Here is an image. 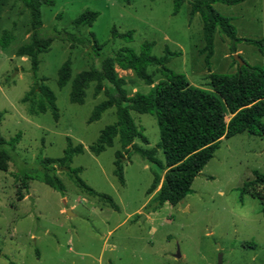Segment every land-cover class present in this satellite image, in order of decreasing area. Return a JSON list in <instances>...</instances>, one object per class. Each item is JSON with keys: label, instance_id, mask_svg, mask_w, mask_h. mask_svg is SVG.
I'll list each match as a JSON object with an SVG mask.
<instances>
[{"label": "rangeland", "instance_id": "1", "mask_svg": "<svg viewBox=\"0 0 264 264\" xmlns=\"http://www.w3.org/2000/svg\"><path fill=\"white\" fill-rule=\"evenodd\" d=\"M173 7L174 0H55V5L41 7V33L54 35V27L75 33V18L88 9L98 11L93 26L83 27L81 33L90 37L93 32L105 56L125 47L138 53L146 41L154 43L152 54L156 56H163L168 47L173 54L168 67L185 74L191 85L211 90L210 73L200 54L202 21L198 15L191 17L188 2L176 15ZM215 7L233 19L240 38L264 37V0ZM21 10L16 0H0V38L6 30L15 36L7 49L0 47V134L6 142L19 136L14 148L5 146L10 159L7 171H0V264H219L220 256L222 264H264L261 203L250 196L241 199V188L254 179V171L264 173V138L243 133L223 139L183 202L177 206L167 203L154 211L160 186L153 194L147 191L156 166L122 150L125 185H121L114 174L115 153L121 149L118 141L100 155L90 151L101 131L116 122L115 108L89 123L95 106L106 99L104 94L95 97L91 84L85 103L73 104L71 82L62 89L57 85L58 69L69 57L73 78L99 65L89 49L55 40L40 55L37 75L47 79L57 97L58 121L51 112L31 114L23 103L33 85V73L30 60L15 55L31 36L29 14ZM113 28L121 34L133 31L132 41L113 38ZM234 46L243 61L264 67V52L255 45L233 43L217 34L212 72L236 71ZM116 71L125 79L129 96L149 93L164 79L156 67L149 68L156 72L153 86L145 85L132 70L116 66ZM131 114L148 139V144L141 139L136 143L156 147L160 143L156 117ZM68 138L85 148L71 167H81L85 183L111 196L118 210L83 193L65 170L57 171L66 187L64 193L45 183V159L62 157ZM157 158L165 163L162 149Z\"/></svg>", "mask_w": 264, "mask_h": 264}, {"label": "trees", "instance_id": "2", "mask_svg": "<svg viewBox=\"0 0 264 264\" xmlns=\"http://www.w3.org/2000/svg\"><path fill=\"white\" fill-rule=\"evenodd\" d=\"M22 4L21 13L27 11L30 19V41L20 46L15 55L27 57L30 60L33 73V85L22 99L28 104V110L33 115L51 112L55 121L60 118L57 97L46 84L45 77H38L40 55L50 50L55 40L69 42L71 47L77 45L89 49L90 57L99 59L98 66L78 73L72 77V60L69 57L58 69L57 85L64 88L71 82L70 102L83 105L87 90L94 84V96L104 94L105 100L95 106L89 123L98 121L108 110L115 108L116 122L106 126L97 141L90 146L94 155H100L108 147H113L117 140L121 149L115 153L114 174L121 185H125L124 153L129 156L140 155L144 160L157 167L153 169L154 179L147 191L153 194L160 186L154 198L156 211L165 204L177 206L192 192V184L200 176L205 166L214 157L223 139L247 133L254 136H264V67L245 62L243 66L233 58L237 65L233 73L212 72L211 60L215 54L216 36L227 38L233 43L245 41L255 45L264 52V37L261 39H243L237 36V29L232 18L220 13L215 5L222 3L236 6L247 0H174L173 14L179 13L184 3L190 5V15H198L203 24L204 46L200 54L204 56L209 71L211 90L190 84L183 73L175 72L168 67L173 55L168 47L163 56L152 54L154 43L144 42L137 53L130 47H125L113 54L104 55L103 45L98 42L92 32L88 37L81 33L83 27H92L100 13L85 10L73 21L75 33L58 31L54 27V35L42 34L43 28L41 7L53 6L55 0H16ZM133 31L119 33L112 29L113 38H121L126 42L133 39ZM15 36L11 31H4L0 38V47L7 49ZM231 53H237V47L231 48ZM240 56V55H239ZM116 66L122 70H132L145 85L153 86L156 72L149 68L156 67L164 79L152 87L149 93L137 92L128 95L126 81L119 77ZM150 114L156 117L160 128V143L153 148H145L136 143L141 139L148 144V139L136 125L131 112ZM3 114L0 113V127ZM19 141V136L10 142L0 134V171H7L9 154L5 146L12 148ZM64 155L59 158H46L44 161V181L55 190L64 193L65 184L57 174L59 169L65 170L75 185L85 194L98 197L118 210L113 198L96 192L80 177L81 167L72 168L76 155L83 154L82 144L74 145L70 138ZM162 149L165 163L157 158L158 150ZM27 188L26 182L23 183ZM250 196L259 200L264 213V173L255 170L254 179L247 181L241 188V199Z\"/></svg>", "mask_w": 264, "mask_h": 264}, {"label": "water", "instance_id": "3", "mask_svg": "<svg viewBox=\"0 0 264 264\" xmlns=\"http://www.w3.org/2000/svg\"><path fill=\"white\" fill-rule=\"evenodd\" d=\"M234 59L239 63V66H240V67L243 66V65L245 64V61H243V60L241 59V57L239 56V54H236ZM263 138H264V136H263ZM67 213H68L69 215L72 214L71 211H67ZM219 264H222V257H221V256H220V259H219Z\"/></svg>", "mask_w": 264, "mask_h": 264}]
</instances>
